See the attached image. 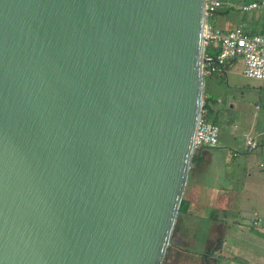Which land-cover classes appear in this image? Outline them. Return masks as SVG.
<instances>
[{
	"label": "water",
	"instance_id": "95a60500",
	"mask_svg": "<svg viewBox=\"0 0 264 264\" xmlns=\"http://www.w3.org/2000/svg\"><path fill=\"white\" fill-rule=\"evenodd\" d=\"M205 0H0V264H162L205 87Z\"/></svg>",
	"mask_w": 264,
	"mask_h": 264
},
{
	"label": "rangeland",
	"instance_id": "374dc122",
	"mask_svg": "<svg viewBox=\"0 0 264 264\" xmlns=\"http://www.w3.org/2000/svg\"><path fill=\"white\" fill-rule=\"evenodd\" d=\"M251 1L224 0L231 9L224 14L216 13L213 24L220 29L235 28L238 24L246 27L248 23L256 27V20L262 17L263 12L259 9H242L244 4ZM205 84L215 100L212 119L217 121L220 132L218 144L202 150V164H195L191 168L192 178L196 174L201 180L198 200L202 207L199 210L205 217L211 211L222 216L212 205V198L229 187L234 199L227 209L226 218H238L241 213L248 218L243 224L248 225L251 224L249 219L254 210H257L264 220V180L257 167L260 152L261 155L264 152V80L248 78L242 68L238 67L233 68L224 80L205 78ZM246 134L254 136L259 142L258 151L256 149L251 154L245 153ZM236 227V224L230 225L227 235L235 238ZM250 229L251 234L264 235L260 229ZM203 232L202 228L196 232L197 239L202 238ZM232 242L236 243V240ZM259 252L262 255L256 261L264 262L263 251ZM246 259L251 261L250 255H242L240 258L242 263H246Z\"/></svg>",
	"mask_w": 264,
	"mask_h": 264
},
{
	"label": "crops",
	"instance_id": "0c3cea01",
	"mask_svg": "<svg viewBox=\"0 0 264 264\" xmlns=\"http://www.w3.org/2000/svg\"><path fill=\"white\" fill-rule=\"evenodd\" d=\"M222 1L224 4L223 10H227V5L224 3V0ZM255 25L256 27L252 23H248L245 27L243 24H238L236 27L241 26L246 32H262L264 31V13L261 18L256 20ZM230 29L233 28H225V30ZM238 67L243 69L240 63L233 62L230 64L227 67V76L233 68ZM210 79L221 78L219 76H211ZM207 94L211 97L209 91ZM256 107L258 108V106ZM209 119L212 121L211 116ZM250 136L257 143L258 148L256 151H258L259 142L256 141L254 136ZM244 151L246 154H251L246 152V149ZM260 164H264V152L263 155L260 152V160L257 163L258 171L261 176L263 175L262 179L264 180V169L260 167ZM190 173L191 170L183 196V199L186 201L185 211L179 213L177 216L173 231L174 243L169 251L166 252L162 264H253L250 262L264 264L263 261H256L262 255L259 250L263 251L264 255V235L251 234L249 225L242 223L248 218L241 213L238 215V218L236 216L234 219L231 216L226 218L227 209H229V205L233 203L234 199L233 195L230 194L229 187L212 198V205L223 215L218 216L211 211L206 214L209 216L205 217L202 214L203 212L199 210L202 207V204L198 200L201 180L196 174L192 178ZM256 213L260 215L259 211L254 210L253 215ZM233 224L237 226L235 238L227 235L229 226ZM200 228L204 231L203 236L197 239L196 232ZM253 228L264 231V224H254ZM233 240H236V243H233ZM242 255H245V257L250 255L251 261L246 259V263H242L240 260Z\"/></svg>",
	"mask_w": 264,
	"mask_h": 264
},
{
	"label": "built area",
	"instance_id": "2783aa9c",
	"mask_svg": "<svg viewBox=\"0 0 264 264\" xmlns=\"http://www.w3.org/2000/svg\"><path fill=\"white\" fill-rule=\"evenodd\" d=\"M224 9L222 0H205L203 25V63L204 77H227V67L233 62L242 64L243 74L251 79L264 80V31L250 34L241 26L230 30L217 28L215 14ZM245 11L259 9L264 13V0L244 4ZM219 127L209 119L204 100L198 119L194 150L214 147L219 142ZM246 152L257 149V143L250 135H245ZM264 169V164H260Z\"/></svg>",
	"mask_w": 264,
	"mask_h": 264
},
{
	"label": "trees",
	"instance_id": "16d2710c",
	"mask_svg": "<svg viewBox=\"0 0 264 264\" xmlns=\"http://www.w3.org/2000/svg\"><path fill=\"white\" fill-rule=\"evenodd\" d=\"M255 1V0H254ZM230 9H231V6H227V10H219L217 13H219V14H224V13H227L228 11H230ZM222 11V12H221ZM250 34H253V33H255L254 31H251V32H249ZM211 76H208V77H205L206 79H208V78H210ZM220 77V76H219ZM221 79L220 80H224L225 78H223V77H220ZM208 88H207V86H206V84H205V87H204V96H205V98H204V102H205V106H206V109H207V111H208V113H209V117L211 116L212 117V115H213V113H214V110H213V103L215 102V100L212 98V97H210L208 94ZM212 121H213V123L215 124V125H217V121L214 119H212ZM218 126V125H217ZM203 150V149H202ZM202 150L200 151V155H198V156H194V158H193V161L197 164V165H200L203 161H204V157H203V155H202ZM185 206H186V201H185V199H182V202H181V205H180V209H179V213H182L183 211H185ZM243 221V220H242ZM249 222L251 223V224H248L249 225V227H251V228H253L254 227V224H259V225H262V224H264V220L263 219H261L260 218V215L259 214H254L252 217H251V219L249 220ZM258 222V223H257ZM243 223V222H242ZM174 243V238H172V241H171V243H170V245H169V247H168V250L167 251H169V249L171 248V246H172V244Z\"/></svg>",
	"mask_w": 264,
	"mask_h": 264
}]
</instances>
